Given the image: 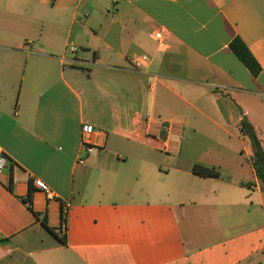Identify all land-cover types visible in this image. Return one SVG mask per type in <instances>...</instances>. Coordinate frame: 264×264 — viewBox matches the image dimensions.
Instances as JSON below:
<instances>
[{"label": "crops", "instance_id": "obj_1", "mask_svg": "<svg viewBox=\"0 0 264 264\" xmlns=\"http://www.w3.org/2000/svg\"><path fill=\"white\" fill-rule=\"evenodd\" d=\"M243 119L264 148V0H0V264H264Z\"/></svg>", "mask_w": 264, "mask_h": 264}, {"label": "trees", "instance_id": "obj_2", "mask_svg": "<svg viewBox=\"0 0 264 264\" xmlns=\"http://www.w3.org/2000/svg\"><path fill=\"white\" fill-rule=\"evenodd\" d=\"M230 49L239 58V60L249 69L254 75L258 76L261 73V67L255 57L252 55L246 44L240 39H234L230 44ZM241 132L246 136L252 147V164L256 173V176L264 188V148L258 138L254 128L247 120L243 119L240 124ZM192 172L203 178H219L220 172L215 168L205 167L203 165L194 164ZM33 190L30 188L27 197L24 199L26 203L32 202ZM63 241H66L63 239Z\"/></svg>", "mask_w": 264, "mask_h": 264}, {"label": "built area", "instance_id": "obj_3", "mask_svg": "<svg viewBox=\"0 0 264 264\" xmlns=\"http://www.w3.org/2000/svg\"><path fill=\"white\" fill-rule=\"evenodd\" d=\"M167 34H168V30L165 28H162L154 32L153 38L160 45L164 46ZM69 50L72 53H75L77 52L78 49L75 46L70 45ZM148 60L149 59L144 55L134 58L132 61L134 69H138V70L141 69L143 66H145ZM81 131H82V148L85 150L86 155H90L94 151V146L91 143V137L95 132L94 127L88 124H83ZM77 162L79 164H85L86 157L80 156ZM6 164H7V157L4 154L2 148L0 147V175L5 170ZM34 184L37 187V189L41 190L46 195V198L48 201L56 200L55 194L49 189V187L43 181L36 180ZM69 211H70V205L68 203H62L61 204V223H60V229H59V234L61 237H66V234H67V230H68L67 220L69 216Z\"/></svg>", "mask_w": 264, "mask_h": 264}, {"label": "rangeland", "instance_id": "obj_4", "mask_svg": "<svg viewBox=\"0 0 264 264\" xmlns=\"http://www.w3.org/2000/svg\"><path fill=\"white\" fill-rule=\"evenodd\" d=\"M96 78V75H95V77H94V79Z\"/></svg>", "mask_w": 264, "mask_h": 264}]
</instances>
